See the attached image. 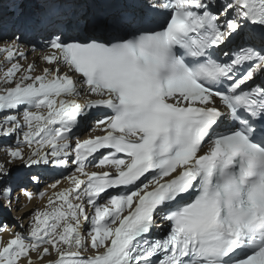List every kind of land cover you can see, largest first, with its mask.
<instances>
[{
    "label": "snow or ice",
    "instance_id": "snow-or-ice-1",
    "mask_svg": "<svg viewBox=\"0 0 264 264\" xmlns=\"http://www.w3.org/2000/svg\"><path fill=\"white\" fill-rule=\"evenodd\" d=\"M0 61V264H264V0H0Z\"/></svg>",
    "mask_w": 264,
    "mask_h": 264
},
{
    "label": "bare ground",
    "instance_id": "bare-ground-1",
    "mask_svg": "<svg viewBox=\"0 0 264 264\" xmlns=\"http://www.w3.org/2000/svg\"><path fill=\"white\" fill-rule=\"evenodd\" d=\"M4 7H5V9H7L8 5L5 4ZM40 55H41L40 51L30 52L29 55H28L27 61L26 62H23V63H29V62L35 61L37 63V65L40 68H42L44 65L41 64V62H40ZM0 62H2V61H0ZM81 102H83V101H81ZM98 116L99 115H93L87 121H85L83 123V125L81 127V132L79 134V136H80L81 139L87 138L89 134L96 135L95 132H90V129L93 126L94 121L96 120V118ZM2 154H5V153L3 151H0V158L3 157V159H6V157H4ZM89 170L90 171H92V170L99 171V169H94V168H90ZM40 175H41V183L39 185V190L40 191H43L44 186L47 183H51L54 179H56V178L59 177V173L57 171H54V170L53 171H50L49 169L41 171L40 172ZM30 190L36 191V188L35 187H32ZM24 203H25V201H23V199H22L20 206L22 207ZM42 203L43 202L40 201L39 199H35L23 211H16L14 209L12 212L14 214V217H15L14 219H16V221H13L11 219H4L3 224H6L9 229H12V230H15V231H21L22 230L21 229V225H22V228L26 230L28 228V226H29V214H30V212L35 207L41 206ZM1 219H3L2 215H0V220ZM0 235H3V237H4L5 240H7L9 238V233L8 232L0 233Z\"/></svg>",
    "mask_w": 264,
    "mask_h": 264
},
{
    "label": "rangeland",
    "instance_id": "rangeland-1",
    "mask_svg": "<svg viewBox=\"0 0 264 264\" xmlns=\"http://www.w3.org/2000/svg\"><path fill=\"white\" fill-rule=\"evenodd\" d=\"M3 143V141L0 139V144H2ZM4 157H5V154H2ZM3 159V157H1L0 158V160H2ZM50 171H53L52 169H49ZM49 173V172H48ZM47 174V173H46ZM48 175V174H47ZM3 213V214H2ZM2 213H0V215H2V217H3V219H1L0 220V223H2L3 224V222H4V219H11V220H13V221H16V219H14L15 217H14V214H13V212L11 211V212H2Z\"/></svg>",
    "mask_w": 264,
    "mask_h": 264
}]
</instances>
